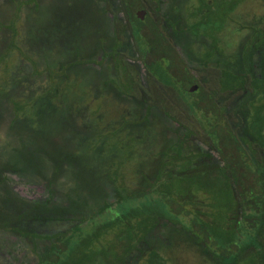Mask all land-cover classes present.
Segmentation results:
<instances>
[{"label":"rangeland","instance_id":"1","mask_svg":"<svg viewBox=\"0 0 264 264\" xmlns=\"http://www.w3.org/2000/svg\"><path fill=\"white\" fill-rule=\"evenodd\" d=\"M10 1L0 0V208H22V202L41 205L33 216L36 220L23 228L68 231L78 218L114 201L107 177L123 191V185H134L136 177L144 180L153 164L160 162L155 151L162 150L164 141L183 139L187 128H193L191 147L196 144L198 153L209 159L212 167L188 172H182L187 168L181 167L178 174H164V194L155 188L130 205L139 207L152 199L168 210L164 216L167 226L160 225L150 239L160 242L156 250L162 262L157 264H213L215 238L196 235L191 227L193 216H179L174 211L188 208L185 198L189 192L197 202L204 204V198L206 205L220 209L222 220L236 208L232 192L238 194L241 211L257 209L252 202L262 183L251 174L238 182L235 171L241 170L239 164L253 169L256 149L264 158V93L255 89L235 93L233 88L241 87L242 82L233 79L231 67L221 69L220 62L233 67L234 59L239 58V71L247 70L241 59L249 42V28L264 19V0H158V17H163L153 22L147 15L143 20L138 17L139 12L147 11L144 4L153 0H130L129 13L121 0H110L112 11L123 21L117 48L125 42L129 48L106 59L102 56L106 50L98 51L91 65L85 63L93 55L92 44L96 42L98 50L108 44L107 35L114 34V19L103 13L108 12L105 0H42L32 21L19 3L14 4L15 9L7 8ZM204 2L214 7L210 8L212 14L207 10L211 24L204 23L205 11L193 14L194 6L204 7ZM182 5L181 14L178 7ZM177 24L184 29L196 25L195 31L179 34ZM109 59L113 60L111 69ZM252 59L253 79H262L258 67L264 64V50L259 48ZM90 66L92 70L85 69ZM72 70L80 77L94 74L97 79L89 81H100L101 98L92 99L95 91L82 84H66L63 78ZM154 92L163 99L148 110ZM70 95H74L72 99ZM137 95L142 98V103L134 102L139 113L143 108L140 115L128 111L133 104L126 98ZM147 113L150 115L145 118ZM138 117L141 122L134 124ZM130 132L138 138H131ZM144 183L132 188L148 192L152 181ZM9 199L13 200L10 206ZM152 221L128 223L143 233ZM85 230L90 229L87 226ZM145 250L150 258L156 255L148 246ZM37 262L27 238L0 227V264Z\"/></svg>","mask_w":264,"mask_h":264},{"label":"trees","instance_id":"2","mask_svg":"<svg viewBox=\"0 0 264 264\" xmlns=\"http://www.w3.org/2000/svg\"><path fill=\"white\" fill-rule=\"evenodd\" d=\"M121 2L123 4L124 11L126 13H129L128 6H133L130 0H121ZM153 2L144 4V7L147 9V17L152 20V22L153 20L158 21L157 18H159L158 16L160 14L159 1L153 0ZM238 2L239 1L234 4V7L238 4ZM15 3H19L22 8H20L21 10H27L29 18L32 21L34 20L33 16L37 15V12L33 11L38 10V5L43 2L42 0H11L8 4L10 6L7 5V8L11 7L15 9ZM105 3L107 5L106 10L108 12H115L111 9L110 0H106ZM202 5L204 7H199L196 4L194 6L193 14H196V12L205 11L206 13L203 17L204 23L210 22L211 24L212 17L211 15L207 14V10L210 11L212 5H209L208 3L206 4L205 2ZM178 9L182 10L181 14L184 13L183 5L178 7ZM212 13L213 12H211V14ZM172 14L175 15L177 14V12L174 13L172 11ZM187 15L188 14H185L184 16L186 17ZM22 16L24 17V14ZM161 16L159 18L160 21ZM182 16L181 18H183ZM194 19L195 21H197L196 18ZM138 21L141 22V20L139 19ZM121 22H123L122 19H119L118 15L116 14L114 17L113 25L114 34L107 35L109 39L108 41H106L108 44L105 56H109L111 53L113 54L119 52L123 54V50H127L129 48L126 42L122 46L119 45V47L117 48L118 39L121 37V32L119 31L121 28ZM261 22L262 23L260 25L258 24L254 26L247 23L251 25V27L249 28V35L247 36V38H249V42L247 44L244 58L241 59V62L243 64L245 63V66L247 68L246 71H239V58L236 60L234 59L233 67L231 66V64H228L226 62H220L221 69L230 70L232 68V71L235 72L233 79H235L238 83H240V81L242 82L241 87H238L239 85L237 84L236 87L233 88L234 92L239 95L244 91H250L249 89H255L256 92L264 93V80H262L264 79V64H261L260 67H258V69L262 71V79H253V77H255V68L254 60L252 59V55H255V52H257L259 48H261L262 51L264 50V19ZM153 24H155V22ZM153 24L151 25L153 26ZM128 26L129 24L126 25L127 30H129L127 28ZM195 27L196 25L192 27L193 31H195ZM192 29H184L183 25L178 24L175 27V31L179 34L186 30ZM142 31L143 29L140 30V32L144 34ZM157 31L159 32V30ZM25 34H27L26 31ZM16 35H18V32L16 33ZM159 42L160 40H156L155 43L159 44ZM91 47L93 53H96L95 50L98 47L96 42L93 43ZM181 61L183 62V65H186V63H184L182 59ZM49 66L58 67L52 64H50ZM223 70L219 71V73L223 72ZM69 75H74L71 76V79L69 80L70 83L69 81H65L70 78ZM93 75L94 74H84L85 77H80L79 73L73 72V74H67V76H64L63 81L68 85L71 84V82L72 84H82L85 89L95 91L92 93V95H94L92 99H100V81H95L94 79H92L93 83L95 82V84L91 82L92 80L89 81V78L94 77ZM108 75H110V73ZM225 78L220 77V79ZM83 93L86 94L84 91ZM73 96L74 95H70V98L72 99ZM151 96L154 99L152 102H149L148 99L144 98L149 102L148 110L151 108V106L159 103L160 99H163L162 96H156L155 92L151 94ZM118 98H120V101L129 100L133 104L130 106V109H128V111H135V113H139L138 110L140 107H138V105H135L134 102L135 100H138L139 103H142V98L140 95L134 97L128 96L126 97L127 100H125L123 97H117L116 99ZM215 106L218 107L216 103ZM81 107L84 106L81 105ZM241 107H243L244 109V105H242ZM142 111L143 108L140 113H142ZM122 112L124 114H127L126 111ZM148 114L149 113L146 114L145 118L148 117ZM140 122L141 121H139L138 117V120L134 124H139ZM135 127L139 128L136 125ZM187 129L188 133L185 134V137L183 139H179L180 137L177 140L166 139V142L164 141L163 143L162 150L155 151L159 153V155L161 156V160L159 163H156L155 165L153 164L152 171L151 169L148 170V176H146L144 180L142 178L138 180V178L136 177V181L134 180V185H130L129 183L123 185V191V189L118 190L117 186L115 187V185L107 177V180H105L106 183L112 187V191L114 194L113 196H115L114 201L111 203H103L98 211L90 216H83L81 218H78L70 230L64 232H31L27 228H23V226H25L27 222L36 220L33 216H35L34 214H36V212L38 213V211H40V209L42 208L41 205L28 202H22V208L18 209H8L7 207V210H2V208H0V227L7 232L15 233L24 238H27L32 244V252L35 254V256H37V264H157L162 262L156 250L159 248V240L154 242L150 239L160 225L167 226L164 223V216L167 215L168 210L166 211L161 208L159 206V202L152 199L149 201V203L143 204L139 207L131 206L130 203L135 199L146 198L148 194H151L153 190H155V188L157 191L159 190L161 192V183L165 182L164 180L161 181L164 174H167L169 172L178 174L181 172V167L187 168L182 172H188L187 170L193 171L194 169L212 167L211 163L208 162L209 159L206 160L204 156L202 157L201 153H198L199 147H197L196 144L192 145L191 147L192 138L194 137L191 138L190 135L192 133L195 134V132L193 128ZM130 133L131 138H138L137 136H134L133 132ZM232 135L236 137V134L232 133ZM226 139L229 142L231 141L228 135ZM200 140L203 141L204 139ZM178 145H180V148L176 147ZM261 153V150L256 149L255 153L253 154V159L251 160L253 161V169L251 170L253 172H251L250 169H246L240 164L238 166L241 168V170L235 171V180H237L238 182L243 177L247 178L249 177V174H251L250 177H253L255 181H257V183H262L258 184V188L256 190L257 197L256 199H254V202H252V204L257 207L256 210L252 211V209H244L241 211V209L238 208L241 203L238 200L239 197L236 192H232L233 202L236 208L230 209L229 212H227L226 218L224 220H222L218 215L221 213L220 209H212V207H210V203L206 205L204 198L203 203L205 205L201 204V202H197V198H193L195 196H193V194H191L190 192L186 195L185 198V201L189 204L186 210H184L183 212H176L177 210L174 211L171 209L175 213H179V216H181V214H185V216L187 215L189 217L193 216L191 220V227L193 230L192 232H195L196 235L198 234L207 238H215L214 242L212 243V246L215 248L214 254H216L215 257H211L213 264H264V158L261 157ZM223 168L225 167L223 166L218 170L222 171ZM148 179L152 181V187L148 190V192H136V190L132 188L136 185H142L144 181ZM237 189L239 190V187H237ZM253 192L255 191H251V193ZM161 193L164 194V192ZM160 199L163 200L162 198ZM209 199H211L210 195ZM7 202L9 203V206L13 204V200L11 199H9V201ZM199 205H203L204 207L198 208ZM207 206L208 208H206ZM117 208L118 210H116ZM145 220L153 221L149 225L151 226L149 230L147 231L146 228L143 230V233H137L136 230L140 231V229H137L136 226H133V228H131V224L128 223L129 221H133L138 224ZM135 223L132 225H135ZM87 226L90 229L89 231L85 230ZM243 231H245V233H243ZM148 234L150 235L147 237ZM244 235L248 236L246 237L248 238V240L245 241L246 238L242 237ZM242 238L245 239L242 240ZM45 242H47L48 244H45ZM147 246L151 249V251H153V253L156 252V255H154L153 258H150L149 255H146L145 247ZM217 256L219 259H216Z\"/></svg>","mask_w":264,"mask_h":264},{"label":"flooded vegetation","instance_id":"3","mask_svg":"<svg viewBox=\"0 0 264 264\" xmlns=\"http://www.w3.org/2000/svg\"><path fill=\"white\" fill-rule=\"evenodd\" d=\"M106 1V0H105ZM104 1V2H105ZM104 14H109V15H111V17L114 19V17H115V15L117 14V12H103ZM117 15H119V14H117ZM119 17V16H118ZM120 19V18H119ZM106 44H107V42H106ZM104 50H106V52H107V45H105L104 47H101V46H99V49L98 50H95V52L96 53H93V55H90V57L88 58V59H86V63H85V65H88V64H92V62L90 61L91 59H96L97 58V56H98V51H104ZM89 51H90V49H89ZM103 53V52H102ZM102 56H103V58L104 59H106V56H105V53L104 54H102ZM97 60V59H96ZM108 62H109V64H110V69L113 67V60L112 59H109L108 60ZM95 65H97V64H95ZM103 65V64H102ZM99 66V65H98ZM85 69L86 70H92V68H91V66L88 68V67H85ZM73 72H74V70H72V74H73ZM104 72V71H103ZM86 73H88V71L86 72ZM105 73V72H104ZM110 73V72H109ZM108 74V73H107ZM201 78H203V75H202V77ZM135 102H138V101H135ZM134 127V125L133 126H131L130 127V129L131 128H133ZM206 160H208L207 158H206ZM208 162H210L209 160H208Z\"/></svg>","mask_w":264,"mask_h":264},{"label":"water","instance_id":"4","mask_svg":"<svg viewBox=\"0 0 264 264\" xmlns=\"http://www.w3.org/2000/svg\"><path fill=\"white\" fill-rule=\"evenodd\" d=\"M146 15H147V11H141L138 13V17L142 20L145 19Z\"/></svg>","mask_w":264,"mask_h":264}]
</instances>
